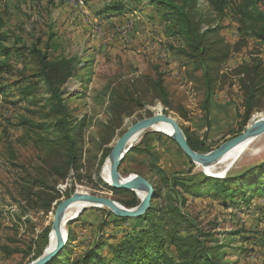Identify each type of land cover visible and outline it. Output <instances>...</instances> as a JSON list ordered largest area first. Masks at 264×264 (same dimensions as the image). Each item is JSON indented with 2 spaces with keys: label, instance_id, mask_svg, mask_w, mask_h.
<instances>
[{
  "label": "rangeland",
  "instance_id": "obj_1",
  "mask_svg": "<svg viewBox=\"0 0 264 264\" xmlns=\"http://www.w3.org/2000/svg\"><path fill=\"white\" fill-rule=\"evenodd\" d=\"M117 1L140 9L134 12L132 22L120 25L117 17L116 21H111L115 19L98 15L102 8ZM142 8L139 0H0L1 32L5 36L2 45L11 48L7 59L10 67L0 74V264H28L35 260L39 255L33 241L51 226L57 204L75 192L108 196L125 206L121 201L130 200L133 191L115 193L106 183L103 167L117 140L131 125L155 114H167L177 119L196 143L204 142L202 151L208 152L239 135L254 117L264 116L263 89L258 93L255 111L247 122L243 121L245 93L241 88V81L245 79L243 67H248L245 64L253 66L261 62L264 69V42L242 36L230 14L213 22V25L221 26L218 36L233 50L220 67L218 77L217 71L212 74L217 79L209 116L211 125H208L203 111L202 71L176 54L169 44L156 40L147 45L153 50L148 53L139 39L134 40L135 24L153 15L152 7L146 11H141ZM261 9L264 10V3ZM208 10L203 1L198 11L200 20L215 19ZM205 26L208 24L204 23ZM52 44L50 53L54 57L63 54L77 61L74 76L63 88L70 114L83 121V129L79 142L81 166L79 170L72 169L69 178L57 186L60 197L53 203L52 210L46 212L35 199L22 200L19 182L30 173L35 176L38 168L44 165L38 158L41 151L25 133L23 122L51 124L55 121L48 87L35 76L39 64L33 52L35 46L45 50ZM174 59L177 74H172L170 68ZM161 72L169 92V107L158 98L155 90H148L146 76L156 77ZM24 77L27 83L37 85L34 94L30 95V102L21 99L15 87V83ZM138 134L120 171L123 176L138 173L158 189L162 187L161 196L152 202L154 206L168 205L167 195L171 192L158 168L167 174L177 172L180 177L194 182L210 176L200 164L194 163L191 167L189 157L171 136L152 128ZM108 152L99 180L96 171ZM44 157L50 167L54 156ZM263 162L264 134L256 138L251 149L228 167L222 177H210L238 176ZM221 169L218 171L223 172ZM171 193L186 215L187 225L191 226L188 228L184 223L179 227L182 234L199 230L209 233L210 237L226 245L224 262L227 264H264V194H254L247 204L239 194L227 199L216 196V187L210 185L201 197L187 195L181 204L178 193ZM137 197L141 201L142 197ZM112 213L107 207L88 204L75 220L69 222L68 239L70 228L76 241L68 247L67 264H72L84 250L94 245L98 225ZM108 220L107 237L116 236L120 240L126 232H132V219L118 221L117 225L113 223V216L110 215ZM78 243L81 246H77ZM5 247L16 250L9 253ZM165 249L175 255L171 245H165ZM244 249L247 252L243 253ZM100 252L106 256L108 264H119L111 257L108 246L102 247Z\"/></svg>",
  "mask_w": 264,
  "mask_h": 264
},
{
  "label": "trees",
  "instance_id": "obj_2",
  "mask_svg": "<svg viewBox=\"0 0 264 264\" xmlns=\"http://www.w3.org/2000/svg\"><path fill=\"white\" fill-rule=\"evenodd\" d=\"M139 1H147L146 5L155 6L160 10L167 24V34L173 37L179 36L181 39V44L178 47L173 46L171 49L193 63L196 70L202 71L204 79L203 111L207 118V124L211 125L209 116L215 91V80L217 79L212 74L217 71V76L220 67L228 60L233 50L223 38L218 36L221 26L219 24L213 25V22L217 19H224L230 14L239 25V32L242 36L253 37L264 42V10L261 9L264 0ZM203 1L206 2L208 11L215 15L213 21L207 20L208 23L198 17L199 7ZM105 9L99 13L102 14L107 10L123 11L126 8L116 3L107 6ZM204 23L208 26L204 27ZM1 26L2 22L0 21V74L10 67L7 59L11 54V48L2 45L5 36L1 32ZM53 47L52 44L50 48L40 50L35 46L33 52L36 54L39 64L35 76L48 87L49 103H52L55 121L51 124L23 122L25 133L32 137L34 145L41 151L38 158L44 165L38 168L35 176L30 173L27 178L23 177L19 182V194L22 200L35 199L46 212L52 210L53 203L60 197L57 186L69 178L72 169L79 170L81 166L79 142L83 129V121L72 117L70 114L63 88L74 76L77 61L63 54L54 57L50 53V49ZM2 57L5 58L2 59ZM245 66L248 67H243L245 79L241 81V88L245 93L243 121L247 122L257 107L256 99L259 91L264 89V76H261L264 69L261 62H257L253 66H249V64H245ZM146 79L149 83L148 90L150 88L155 90L158 98L169 107V92L165 84L164 74L161 72L156 77L146 76ZM15 87L19 91L21 99L30 102V95L34 94L37 85L27 83L24 77L15 83ZM184 132L189 145L194 150L203 152L204 142L196 143L187 130ZM43 153L44 155H42ZM45 155L46 157L54 156V163L50 164V167L48 166L49 161L44 157ZM108 156L109 152L104 154L97 168L96 175L99 180H101L99 177L100 169ZM189 162L193 168L194 162L190 158ZM158 171L163 176V180L170 186L171 192L178 193L181 204L186 201L187 195L201 197L210 185L216 187V196L227 199L239 194L247 204L254 194H264V162L247 169L238 176L224 179L204 176L197 182L182 178L177 172L167 174L159 168ZM51 179H54L53 185L50 182ZM155 188L156 197L159 198L162 187L158 189L155 186ZM38 189H41L42 192L37 193ZM50 190L54 193L49 194L48 191ZM112 190L115 193L125 191L116 188ZM171 192L167 195L168 205L157 207L152 203L151 208L142 216L119 218L113 213L108 214L98 225V237L94 245L84 250L80 256L73 260L72 264H108L106 256L100 252L101 248L106 246L109 247L113 260L118 261L119 264H227L224 262L227 257L226 245L210 237L209 233L199 230L195 233L182 234L179 231V227L184 223L188 224V219L181 211L176 196H173ZM140 202L135 192H132L130 200L121 201L128 208L136 207ZM110 215L113 216L115 225L118 221L132 219L134 221L132 232H126L120 240L116 236L107 237L105 228L110 225L108 220ZM50 232L51 226L44 231L39 239L33 241L37 255L40 256L48 245ZM68 232V247H70L76 241V236L70 228ZM243 239L248 240L249 238ZM110 240L116 242L109 243ZM165 245H171L175 249V255L170 254L165 249ZM68 247L54 259L53 263L67 264L69 261L68 257L66 259ZM4 249L8 250V247ZM30 249L33 247L30 246ZM15 250L9 249L8 252L13 253ZM245 252H247L246 249L243 253Z\"/></svg>",
  "mask_w": 264,
  "mask_h": 264
},
{
  "label": "water",
  "instance_id": "obj_3",
  "mask_svg": "<svg viewBox=\"0 0 264 264\" xmlns=\"http://www.w3.org/2000/svg\"><path fill=\"white\" fill-rule=\"evenodd\" d=\"M162 121L171 123L174 126L175 134L174 136H172V138L177 142L183 152L194 163L203 165H207L217 161L223 155L231 151L234 147L247 140L248 138L258 137L264 134V117H260L258 119L254 117L249 121V124L246 126L245 130L242 131L239 135L224 142L222 145L212 151L200 152L194 150L189 145L185 132L177 119L167 114H155L152 117L146 118L131 125L126 130V132L123 133L122 136L117 140L110 153L109 157L111 159L112 182L109 184V186L116 189L133 191L137 195H139L140 191L145 192V195L141 198L140 204L136 207L128 208L108 196L92 194L89 192H75L68 198L62 200L57 205L51 224V232L49 234L48 245L39 257L29 262L28 264H51L54 259L68 247L69 242L67 228L65 226V223H63V218L67 209L76 201H82L90 204L91 206L107 207L114 213L115 216L119 218L139 217L144 215L151 208L152 202L157 196V191L153 183L149 179L138 173H131L128 176H123L121 174L120 167L126 155L133 148L132 145L129 146V142L132 137L137 133L148 129L154 124ZM85 208H83L80 213ZM75 219L76 218L72 220ZM51 234H53L55 238V244L51 249H49L51 243Z\"/></svg>",
  "mask_w": 264,
  "mask_h": 264
},
{
  "label": "crops",
  "instance_id": "obj_4",
  "mask_svg": "<svg viewBox=\"0 0 264 264\" xmlns=\"http://www.w3.org/2000/svg\"><path fill=\"white\" fill-rule=\"evenodd\" d=\"M146 2L147 1L141 2L142 6H143L141 11H146V9H150V7H152V10H153L152 14L153 15H150L149 19H143L141 17L142 20L135 24V34L133 35L134 40L139 39L140 43L142 42L143 47L147 48L148 53L149 52L152 53L151 51H153V50L150 47H148L147 45L156 42V40H159L160 42H164V44H169L170 47H173V46L178 47L181 44L180 37L179 36L173 37V36H169L167 34V24L164 21L160 10H158L155 6L146 5ZM116 3L121 4L126 9L123 11H108L107 10L102 14H104L105 17L107 16L108 20L115 19V20H111V21H116V17H117L118 18L117 24H120V25H123V24L127 23L128 21L132 22L134 12H137L140 10L137 8V6H129L128 4H126L122 1H117L113 4H116ZM113 4H108L107 6L113 5ZM107 6H105L101 10L105 9ZM102 14L99 13L98 15H102ZM117 14H118V16H116ZM109 16H114V17L109 18ZM121 21H122V23H121ZM118 42H120V41H118ZM169 57H170V55H169ZM175 61L176 60L174 59L170 65V68L173 70L172 74L178 73L177 64ZM213 103H214V99H212V102H211V111H212ZM77 246H81V244L78 243Z\"/></svg>",
  "mask_w": 264,
  "mask_h": 264
},
{
  "label": "bare ground",
  "instance_id": "obj_5",
  "mask_svg": "<svg viewBox=\"0 0 264 264\" xmlns=\"http://www.w3.org/2000/svg\"><path fill=\"white\" fill-rule=\"evenodd\" d=\"M262 117H264V116H262ZM150 128L157 130V131H160L162 133H165L166 135L171 136V137L174 136V134H175L174 126L171 123H168L165 121L158 122ZM138 137H139L138 133L136 135H134L129 142V146L134 144L137 141ZM256 138L257 137L248 138L247 140L243 141L242 143H240L239 145L234 147L231 151H229L228 153H226L220 159H218L217 161H215L213 163H210L207 165H203V164H200V165L203 167L204 172L206 174H208L210 176H217V177L221 176L222 177L224 172L227 169H229L228 167H230L237 159H239L243 154H245L249 149H251ZM221 167L223 169V172L218 171V169H220ZM103 175L105 176L107 183L110 184L112 182L110 157L106 161V163L104 164ZM123 181H125V180H123ZM139 195L141 197H143L145 195V192L140 191ZM87 205H88V203H85L82 201H76L67 209V211L65 212L64 218H63V223H65L66 228H67V225L69 224V222L72 219L77 218L80 214V211L83 208H85ZM50 240H51V243H50L49 249H51L55 244V238H54L53 234H51Z\"/></svg>",
  "mask_w": 264,
  "mask_h": 264
}]
</instances>
